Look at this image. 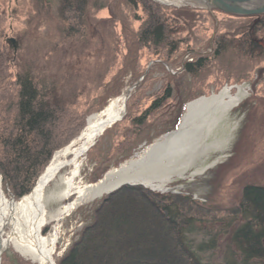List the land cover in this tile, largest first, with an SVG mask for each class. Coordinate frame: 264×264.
Returning a JSON list of instances; mask_svg holds the SVG:
<instances>
[{
	"label": "trees",
	"instance_id": "1",
	"mask_svg": "<svg viewBox=\"0 0 264 264\" xmlns=\"http://www.w3.org/2000/svg\"><path fill=\"white\" fill-rule=\"evenodd\" d=\"M93 1L95 3L91 0H57L55 12L64 39L78 34L84 41L89 31L96 30V25L90 23V11L104 5ZM109 2L116 16L122 6L132 9L140 27L132 30L125 17H121L126 49L123 61L96 108L84 109L83 112L77 109L79 95L81 98L84 96L83 82L81 89L65 92L59 86L62 69L58 70L59 73L50 71L48 65L52 64L49 61L39 67L35 64L22 66L18 61L15 73L5 74L7 62L11 60L9 57L17 47L10 39L3 38L4 31L0 25V176L6 196L18 200L31 191L54 152L79 135L85 126L86 116L100 111L110 98L121 93L126 75H130V85H136L128 96L127 113L122 119L127 115L140 123L170 100L171 87L167 81L172 80L174 74H169L168 66L170 69H182L181 74L193 77L196 70L215 62L211 58H218L229 49L243 55L244 59H264V13L235 15L211 8L229 17L244 18L245 22L232 37L224 33L212 38L209 35L205 43L207 54H201L190 49L187 39L177 36L190 29L183 11L204 8L191 4L168 6L156 0ZM169 11L179 23L170 20ZM188 51L192 54H186L187 60L181 63V58ZM147 53L152 66L145 74L146 66L142 65V59ZM151 70L163 73L167 81L144 103L140 99L143 89L149 88ZM97 76L98 69L95 78ZM6 92L10 95L9 100ZM192 96L190 99L198 95ZM133 101L136 105L146 106L140 109L139 105L133 111L130 106L134 105ZM180 120L172 125V129L177 128ZM98 142L94 144L95 149ZM126 144V140L118 141L111 155L120 152ZM92 149L94 147L88 149L89 160L94 156ZM96 159L98 164L89 177L90 182H96L103 176L107 171L103 170V164L110 160ZM95 200L77 238L55 260V264H215L210 252L214 254L218 238L225 235L234 250L228 248L220 264H264V181L244 184L238 202L228 211L226 219H219L220 210L194 199L191 194L153 191L139 183L123 184ZM221 216H225L224 213ZM219 221L224 224L218 228Z\"/></svg>",
	"mask_w": 264,
	"mask_h": 264
},
{
	"label": "rangeland",
	"instance_id": "2",
	"mask_svg": "<svg viewBox=\"0 0 264 264\" xmlns=\"http://www.w3.org/2000/svg\"><path fill=\"white\" fill-rule=\"evenodd\" d=\"M97 1L104 5L103 8L96 7L90 11V23L96 25L97 28L94 32L92 30L93 33L89 31L87 39L81 41L78 34L73 38L64 39L55 12L57 0H0V19L2 20L0 25L4 31L3 38H13L12 44L17 47L9 57L11 60L7 62L8 69L5 74H14L18 61L22 66L35 64L37 67L49 61L52 64L48 65L50 71L54 70L59 73L58 70L62 69L59 86L65 92L69 93L68 91L73 88L81 89V82H83L84 94L82 95L84 96L81 98L79 95L77 109L83 112L84 109L96 108V104L100 102L99 99L103 94L105 95L106 86L120 68L126 53L121 17H125L132 30L140 27L139 21L135 20L134 11L129 7H120L116 16L109 0ZM91 2L95 3L93 0ZM179 2L186 4V1ZM169 13L170 20L179 23L170 11ZM182 14L190 29L180 32L177 37L187 39L190 49L194 53L201 54H207L208 48L205 43L209 35V38H212L218 36L219 33H224L230 35L227 37H232L238 33V28L244 26L245 22L244 18L229 17L207 9L187 10ZM118 17L120 20H117ZM178 17L180 18L179 14ZM192 51L183 55L181 63L187 60V55H190ZM241 56L243 55L235 51L226 50L218 58H211L215 59V62L212 61L208 66L196 70L193 77L185 73L181 74L182 69L175 70L170 69L169 66L165 67L169 74H174L172 75L174 78L168 81L163 73L151 70L149 88L143 89L140 101L146 103L152 95L162 89L166 81L171 87L170 100L160 109L147 115L140 123L132 121L131 116L127 115L125 119H122L127 113L126 102L123 117L114 122L113 127L110 125L108 130L98 136L89 147V149L94 147L92 149L93 159H88L87 151L77 160L79 169L74 182L81 186L95 184L103 178L105 173L112 169L118 170L131 159L139 157L146 147L164 138L163 135L175 131L176 128L172 129V125L182 118L188 102L201 96H210L226 88L234 93L237 86H243L247 91L246 96L239 104L223 114L207 139L209 143L216 141L220 143L227 140L229 143L227 149L221 153L213 146L209 147L194 157L190 169L186 170L182 176L173 175L162 182L163 188H169L164 192L191 194L194 199L211 204L214 209L220 210L218 211L219 219H226L228 211L238 202L241 187L248 182L264 181V59L263 57L244 59ZM150 59L148 53L142 59V65L146 66L145 74L152 66ZM48 66L45 67L46 71ZM97 69L98 76L95 78ZM12 77L13 75L10 79ZM130 79L129 74L124 77L123 90L127 91L128 87L132 89L136 85L135 83L130 85ZM111 92L112 90L109 93ZM5 95L9 100V93L6 92ZM192 95L198 96L190 99ZM133 102L134 105H130L133 111L137 110L139 105H141L140 109L146 106L140 103L136 105V102ZM88 116L90 115L86 116L84 125L87 123ZM74 140L75 138L65 147H76L78 143L76 140L74 143ZM120 140H126L127 144L120 152L116 154L114 152L111 155L114 145ZM95 142L99 143L96 149ZM96 158L110 160L103 164V170H107L103 176L96 182H90L89 177L91 173H94L95 166L98 164ZM69 160L70 157H67L66 161ZM213 162L215 163L203 173L192 174L196 166L202 167ZM73 169L72 165L62 168L58 177L47 185V189L51 190L55 187L59 175H68ZM98 169L101 167L99 166ZM157 181L159 179L153 182L159 183ZM153 191L157 190L153 189ZM6 197L10 198V195ZM73 199L74 195H69L61 201L51 200L46 204L45 210L48 213L43 220L41 233L46 236L55 235L54 263L77 238L78 232L88 219L89 209L96 201L80 202L71 209L62 210L63 206ZM59 210L62 211L52 216ZM223 213L225 216H221ZM223 224V221H219L217 227ZM228 248L234 250L228 236L219 237L214 249L215 256L213 251L210 252L215 264H220V260L224 261V255L229 251ZM0 264L38 263L30 256L20 254L10 246L1 253Z\"/></svg>",
	"mask_w": 264,
	"mask_h": 264
},
{
	"label": "bare ground",
	"instance_id": "3",
	"mask_svg": "<svg viewBox=\"0 0 264 264\" xmlns=\"http://www.w3.org/2000/svg\"><path fill=\"white\" fill-rule=\"evenodd\" d=\"M160 1L178 6L181 5L179 1L190 0ZM130 92L131 88L128 87L127 91L123 90L120 95L110 98L100 111L90 114L85 127L75 138L78 147L67 146L61 151H55L28 194L18 200L7 198L0 182V255L11 246L18 253L30 256L38 264H55V235L46 236L41 233L43 220L48 213L45 210L48 202L61 201L74 195V199L62 208L68 210L80 202L93 201L107 193L111 179L115 180L112 184L123 181L140 182L155 190L165 191L162 182L173 175L182 176L190 169L196 155L211 146L221 153L227 149V140L209 143L207 139L223 114L239 104L247 94L245 87L237 86L234 93L226 88L188 102L175 131L163 135L164 138L146 147L139 157L131 159L121 169H112L103 181L91 185H77L74 182L79 169L77 160L109 125L112 126L123 117ZM67 157H70L69 161H66ZM214 163L196 166L192 174H201ZM66 165H72L74 169L68 175H59L55 187L48 190L47 185L58 177ZM157 179L159 183L153 182Z\"/></svg>",
	"mask_w": 264,
	"mask_h": 264
},
{
	"label": "water",
	"instance_id": "4",
	"mask_svg": "<svg viewBox=\"0 0 264 264\" xmlns=\"http://www.w3.org/2000/svg\"><path fill=\"white\" fill-rule=\"evenodd\" d=\"M190 1H187L186 3H190L196 7L204 8L207 10H211V8H215L223 12L229 14H235V15H253V14L264 13V0H190ZM10 41L13 43L14 39L11 38ZM119 169H121V167ZM107 174L108 173H105L103 178L97 183L103 181L106 178ZM112 181L114 182L115 180L111 179L110 181L111 184L109 182L111 186L109 190L106 191L107 193L117 189L119 186L123 184L140 183V182H132V181H123L117 184L115 183L112 184ZM0 182H1V176H0Z\"/></svg>",
	"mask_w": 264,
	"mask_h": 264
}]
</instances>
